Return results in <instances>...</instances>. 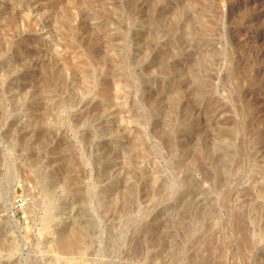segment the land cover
I'll return each mask as SVG.
<instances>
[{
  "label": "rangeland",
  "instance_id": "rangeland-1",
  "mask_svg": "<svg viewBox=\"0 0 264 264\" xmlns=\"http://www.w3.org/2000/svg\"><path fill=\"white\" fill-rule=\"evenodd\" d=\"M0 264H264V0H0Z\"/></svg>",
  "mask_w": 264,
  "mask_h": 264
},
{
  "label": "bare ground",
  "instance_id": "bare-ground-1",
  "mask_svg": "<svg viewBox=\"0 0 264 264\" xmlns=\"http://www.w3.org/2000/svg\"><path fill=\"white\" fill-rule=\"evenodd\" d=\"M65 240V239H64ZM63 240V241H64ZM83 242V239H82V237H81V235H79V234H76L73 238H71V239H69V240H67L66 241V244H65V248L66 247H70V246H73V245H75V246H77L76 244H81ZM72 248V247H71ZM77 248V247H76ZM67 249V248H66ZM60 251V250H59Z\"/></svg>",
  "mask_w": 264,
  "mask_h": 264
}]
</instances>
